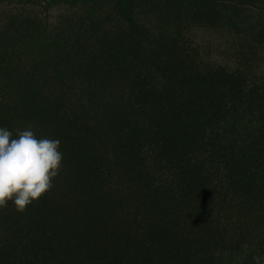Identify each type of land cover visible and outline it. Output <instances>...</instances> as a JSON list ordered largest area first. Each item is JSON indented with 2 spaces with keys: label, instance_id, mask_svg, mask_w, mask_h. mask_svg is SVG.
I'll list each match as a JSON object with an SVG mask.
<instances>
[{
  "label": "rangeland",
  "instance_id": "374dc122",
  "mask_svg": "<svg viewBox=\"0 0 264 264\" xmlns=\"http://www.w3.org/2000/svg\"><path fill=\"white\" fill-rule=\"evenodd\" d=\"M230 64L247 85L228 99L229 136L264 140V0H0V127L13 137L30 127L63 153L49 191L23 212L0 208L1 249L40 264L147 251L173 264H264L259 206L189 215L153 153L156 123L225 87ZM146 187L172 221L147 222ZM133 236L137 246L122 245Z\"/></svg>",
  "mask_w": 264,
  "mask_h": 264
},
{
  "label": "trees",
  "instance_id": "16d2710c",
  "mask_svg": "<svg viewBox=\"0 0 264 264\" xmlns=\"http://www.w3.org/2000/svg\"><path fill=\"white\" fill-rule=\"evenodd\" d=\"M121 5L126 6V3L123 1ZM220 76L222 82L219 85L225 86L221 90L216 91L213 88V92L203 95L204 99L201 103L193 107L192 105L180 106L178 110L171 112L167 119L156 123V134L152 140L153 142L156 138L153 143V153H157L159 160L157 168L162 176V186L173 198L183 199L185 203L190 204V209L185 206L189 215L191 212L203 211L205 204L212 211L223 208L226 212L230 211L233 202L234 204L242 202L241 205L246 211L251 207L259 206V217H262L264 214V140L259 138L256 142L250 134H246L249 137L238 133L229 136L227 131L228 115L231 113L230 110L234 109L233 103H230L228 99L233 92L236 94L240 91L239 86L247 85V79L242 76L238 67L232 64L230 68L223 69ZM150 130L151 127L147 125L142 128L145 134ZM163 172H166L164 176ZM146 182V180L143 181V183ZM145 192L146 196L142 199V205L150 207L155 213V217L147 222L150 221L152 225L161 223L163 215H167L166 222L172 221L173 214L168 215L170 210L161 205L158 200L163 193L147 187ZM121 204L119 203V206ZM239 207L238 204V209ZM262 220L264 226V217ZM245 225L238 224L247 232ZM208 228L211 230L210 225L205 228L193 227L192 231L201 232ZM245 231L242 230L241 233ZM116 232L119 233L117 230ZM262 233L261 248L264 250V228ZM20 235L24 236V239L17 248L25 252L29 248L27 240L29 236L26 237L22 232ZM136 242V236L128 237L122 245L137 246ZM1 248L2 245L0 246V264H40L34 262V259L26 258L18 251L15 252L10 248L6 251ZM187 261L185 260L184 263ZM119 263L173 264L156 259L148 251L146 254L143 253L141 260L130 258L127 253H124ZM186 264H189V261Z\"/></svg>",
  "mask_w": 264,
  "mask_h": 264
},
{
  "label": "clouds",
  "instance_id": "9594fccd",
  "mask_svg": "<svg viewBox=\"0 0 264 264\" xmlns=\"http://www.w3.org/2000/svg\"><path fill=\"white\" fill-rule=\"evenodd\" d=\"M60 147L59 139L37 138L30 127L15 137L0 127V208L11 202L23 212L52 188L63 160Z\"/></svg>",
  "mask_w": 264,
  "mask_h": 264
}]
</instances>
